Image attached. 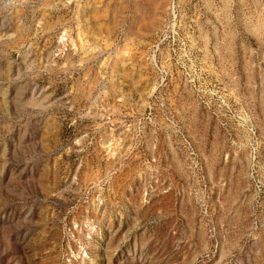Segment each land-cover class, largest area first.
<instances>
[{
    "label": "rangeland",
    "instance_id": "374dc122",
    "mask_svg": "<svg viewBox=\"0 0 264 264\" xmlns=\"http://www.w3.org/2000/svg\"><path fill=\"white\" fill-rule=\"evenodd\" d=\"M0 264H264V0H0Z\"/></svg>",
    "mask_w": 264,
    "mask_h": 264
}]
</instances>
